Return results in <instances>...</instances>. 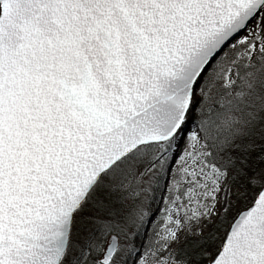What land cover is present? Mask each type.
Here are the masks:
<instances>
[{
    "label": "snow or ice",
    "instance_id": "6c2138e0",
    "mask_svg": "<svg viewBox=\"0 0 264 264\" xmlns=\"http://www.w3.org/2000/svg\"><path fill=\"white\" fill-rule=\"evenodd\" d=\"M0 264H264V0H0Z\"/></svg>",
    "mask_w": 264,
    "mask_h": 264
}]
</instances>
